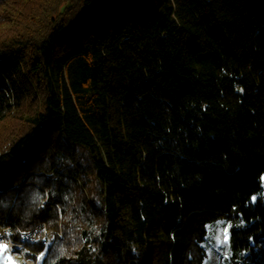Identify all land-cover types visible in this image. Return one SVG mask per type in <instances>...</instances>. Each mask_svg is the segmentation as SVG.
<instances>
[{"label":"trees","instance_id":"obj_1","mask_svg":"<svg viewBox=\"0 0 264 264\" xmlns=\"http://www.w3.org/2000/svg\"><path fill=\"white\" fill-rule=\"evenodd\" d=\"M0 30V225L65 231L28 257L204 264L223 224L264 264V0H0Z\"/></svg>","mask_w":264,"mask_h":264},{"label":"rangeland","instance_id":"obj_2","mask_svg":"<svg viewBox=\"0 0 264 264\" xmlns=\"http://www.w3.org/2000/svg\"><path fill=\"white\" fill-rule=\"evenodd\" d=\"M1 31V30H0ZM11 125V126H10ZM7 126H9V128H7V132L9 131V133H12V131H17V129L21 128L22 127V122L19 120V118H16L15 120L12 121H9L7 123ZM0 130H2L0 128ZM11 131V132H10ZM0 139H1V136H0ZM77 158L79 159V161H82L85 165V167L87 168V171H88V168L89 166L86 164L88 163V160H87V157L86 155H82V154H76ZM81 162V163H82ZM82 166V165H81ZM83 167V166H82ZM88 174V173H86ZM88 179V182H87V185H88V188L90 190H94V187H95V184L93 183V181L91 182L89 179L90 177H86ZM262 182H263V188H264V175L262 176ZM30 189L31 187H27L26 191V195L25 193H23L22 195V198L26 199L25 196L29 197L30 195ZM77 195H75L74 193V197H75V201H80V198L79 197V193L77 192L76 193ZM79 199V200H78ZM59 224H58V227H53L51 228L53 231H51L50 233L53 234H56V229H58V231L60 232L61 236L60 238H63L64 237V234H65V231H64V226H62V218H61V215L59 216ZM47 226V225H46ZM44 227V226H42ZM49 228V226L47 227V229ZM56 228V229H54ZM46 229V230H47ZM214 229V235H213V239L211 241V245H210V248H209V259L204 263V264H225V261L229 260V256H225L223 255V252H222V247L225 245V244H221L220 241H222L224 239V236L225 234H227L229 236V230H228V227L223 225V224H219L217 225L216 227L213 228ZM225 229H227V233H225ZM32 230V229H31ZM49 232V230H47ZM45 231L43 232H40L39 233V237H41V239H45L47 236L46 233H44ZM42 233V234H41ZM63 236V237H62ZM51 239L52 241V237L49 238V240ZM50 241V242H51ZM47 244V243H46ZM50 244V243H49ZM47 246V245H46ZM27 250V249H26ZM25 254H26V251H25ZM9 258H12L10 257V255L7 253V252H4L3 250H0V264H9ZM32 258V257H30ZM18 262H21V264H23L24 262V258L23 259H15V258H12ZM36 263V260L34 258H32Z\"/></svg>","mask_w":264,"mask_h":264},{"label":"built area","instance_id":"obj_3","mask_svg":"<svg viewBox=\"0 0 264 264\" xmlns=\"http://www.w3.org/2000/svg\"><path fill=\"white\" fill-rule=\"evenodd\" d=\"M47 227L40 226L38 229H32V230H22V229H14L12 226H6L2 227L0 225V244H8L9 250L7 253L10 255V257L15 259H23V264H35L34 260L30 257H28L25 254L26 251V243L27 242H34L39 239V233L45 231L47 235H52L50 233L53 231L51 228H48L49 232L46 230ZM17 233L18 239L15 240L12 238V234Z\"/></svg>","mask_w":264,"mask_h":264},{"label":"snow or ice","instance_id":"obj_4","mask_svg":"<svg viewBox=\"0 0 264 264\" xmlns=\"http://www.w3.org/2000/svg\"><path fill=\"white\" fill-rule=\"evenodd\" d=\"M225 233H227V229H225ZM229 240V236L225 234L224 239L220 241L221 244H226ZM0 250H3L4 252H7L9 250V245L4 243L0 244ZM41 256H43V253H41ZM9 264H21V262H18L12 258H9Z\"/></svg>","mask_w":264,"mask_h":264}]
</instances>
